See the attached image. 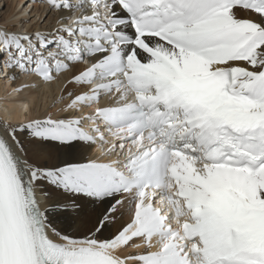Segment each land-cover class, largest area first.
I'll return each mask as SVG.
<instances>
[{
  "label": "snow or ice",
  "instance_id": "6c2138e0",
  "mask_svg": "<svg viewBox=\"0 0 264 264\" xmlns=\"http://www.w3.org/2000/svg\"><path fill=\"white\" fill-rule=\"evenodd\" d=\"M42 2L0 67L80 90L0 124V264H264V0Z\"/></svg>",
  "mask_w": 264,
  "mask_h": 264
},
{
  "label": "bare ground",
  "instance_id": "6f19581e",
  "mask_svg": "<svg viewBox=\"0 0 264 264\" xmlns=\"http://www.w3.org/2000/svg\"><path fill=\"white\" fill-rule=\"evenodd\" d=\"M9 0H0V4H5ZM20 5L23 0H10ZM28 1L31 4V8L28 10V5L22 9V6L18 11H14V8L5 14V18L0 21V28L9 29L12 31H22V28L26 25V30L38 27V20L45 15H48V19L51 18L50 23H53L57 13L47 12L46 4H43L41 0L39 2ZM22 9V11H21ZM27 11V12H26ZM30 19V20H29ZM30 22V23H27ZM21 24V25H18ZM30 24V25H29ZM15 25V27H14ZM35 25L34 27H32ZM52 27V26H51ZM25 31V30H24ZM9 74L14 75L15 79H8L6 75L0 76V124L7 121L11 124H17L23 118L22 109L17 106L16 101L26 102L29 106L30 117L44 116L51 114L54 118H65L66 113L60 111L69 101L66 94L67 91L78 92L80 89L73 85H68L67 89L64 88L65 77L60 76L52 83H43L30 75L20 74L18 71H12ZM11 81V82H10ZM5 83H7L5 85ZM18 89V91H17ZM63 96V99L60 97ZM108 97H102L100 100L101 105L109 103ZM20 103V104H21ZM24 104V105H25ZM23 107V106H22ZM89 110V109H88ZM88 110L82 109L77 111L74 115L86 114ZM80 112V114H79ZM87 121L84 123L86 127ZM111 140V139H110ZM103 148L109 147L108 144H103ZM101 150V144L85 145L74 149V154L80 162H86L88 159H93L99 156ZM104 159V157H100ZM114 158V157H113ZM86 208H91L92 205H85ZM127 220V214L121 219L118 214L117 223L110 225L105 229L100 238H108L119 226ZM54 223L62 232L79 237L86 234V230L83 227H78L73 224L71 220L66 216H58L54 220ZM134 251V250H131Z\"/></svg>",
  "mask_w": 264,
  "mask_h": 264
},
{
  "label": "rangeland",
  "instance_id": "374dc122",
  "mask_svg": "<svg viewBox=\"0 0 264 264\" xmlns=\"http://www.w3.org/2000/svg\"><path fill=\"white\" fill-rule=\"evenodd\" d=\"M17 1V0H16ZM28 1H30V2H32L31 0H23V2L20 4V5H18L17 3H15V2H11L10 0L8 1V2H5V4H0V21H2L4 18H5V14L8 12V11H10V10H12L13 8H14V11H18L19 9H20V7L22 6V9L25 7V6H29L28 7V10L31 8V4H29V2ZM37 1L38 0H35V1H33V2H36L37 3ZM22 9H21V11H22ZM27 12V11H26ZM48 16H49V14L48 15H46V19L44 20V23L43 24H40L39 23V21H40V19L42 18H40L39 20H38V23H39V26L38 27H51L52 25H53V23H50V20H51V18L50 19H48ZM30 20V19H29ZM27 23H30V22H27ZM18 25H21V24H18ZM30 25V24H29ZM35 25H33L32 27H34ZM14 27H15V25H14ZM27 26L25 25L23 28H22V31H24V30H26L25 28H26ZM1 76V75H0ZM11 82V81H10ZM7 83H5V85H6ZM88 110V109H87ZM89 111V110H88ZM79 114H80V112H79ZM80 115H83V113H81Z\"/></svg>",
  "mask_w": 264,
  "mask_h": 264
}]
</instances>
